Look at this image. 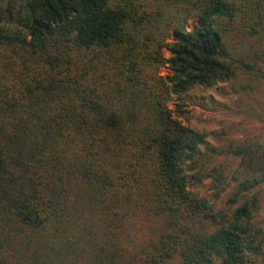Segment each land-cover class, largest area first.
I'll return each instance as SVG.
<instances>
[{"label":"trees","instance_id":"1","mask_svg":"<svg viewBox=\"0 0 264 264\" xmlns=\"http://www.w3.org/2000/svg\"><path fill=\"white\" fill-rule=\"evenodd\" d=\"M241 74L264 81V0H0V264H264L257 196L229 217L189 187L250 192L264 142L225 175L180 118Z\"/></svg>","mask_w":264,"mask_h":264},{"label":"rangeland","instance_id":"2","mask_svg":"<svg viewBox=\"0 0 264 264\" xmlns=\"http://www.w3.org/2000/svg\"><path fill=\"white\" fill-rule=\"evenodd\" d=\"M198 21L197 18L192 19L190 27ZM166 52L169 55L168 50ZM168 71L167 67L161 69L163 74ZM191 94L184 98L187 116L180 118L206 134L209 146L221 152L219 160L228 159L227 165L222 167L224 174L232 176L239 160L230 149L248 142H264V81L241 74L235 80L212 88H196ZM170 105L175 107V101ZM230 180L232 182L227 187L216 188L214 176L203 178L201 182L191 178L189 187L209 199L216 211L229 217L239 204L256 195L252 221L264 229V182L250 192L236 195L238 181Z\"/></svg>","mask_w":264,"mask_h":264}]
</instances>
